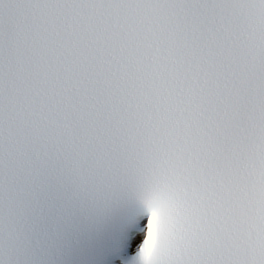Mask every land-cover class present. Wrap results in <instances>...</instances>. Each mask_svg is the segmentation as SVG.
<instances>
[{
	"label": "snow or ice",
	"instance_id": "6c2138e0",
	"mask_svg": "<svg viewBox=\"0 0 264 264\" xmlns=\"http://www.w3.org/2000/svg\"><path fill=\"white\" fill-rule=\"evenodd\" d=\"M0 264H264V0H0Z\"/></svg>",
	"mask_w": 264,
	"mask_h": 264
}]
</instances>
